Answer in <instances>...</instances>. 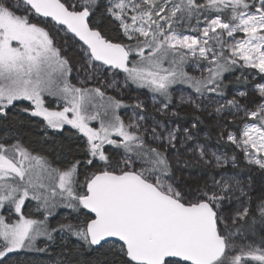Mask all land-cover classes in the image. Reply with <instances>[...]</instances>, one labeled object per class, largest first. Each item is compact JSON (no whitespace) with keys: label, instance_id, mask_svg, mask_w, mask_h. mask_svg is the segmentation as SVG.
Returning a JSON list of instances; mask_svg holds the SVG:
<instances>
[{"label":"snow or ice","instance_id":"1","mask_svg":"<svg viewBox=\"0 0 264 264\" xmlns=\"http://www.w3.org/2000/svg\"><path fill=\"white\" fill-rule=\"evenodd\" d=\"M0 264H264V0H0Z\"/></svg>","mask_w":264,"mask_h":264},{"label":"trees","instance_id":"2","mask_svg":"<svg viewBox=\"0 0 264 264\" xmlns=\"http://www.w3.org/2000/svg\"><path fill=\"white\" fill-rule=\"evenodd\" d=\"M38 119L39 118H34L32 122L27 123L26 126L22 129L24 143L31 148H35L37 151L41 149H47V151H45L43 154L46 155L54 163H57L58 149L56 147V144L61 141L62 137L55 136L53 131L50 130L49 142L43 143V132L39 124L36 123V120ZM53 141H55L56 143L54 144ZM63 143L68 144V141L63 140Z\"/></svg>","mask_w":264,"mask_h":264},{"label":"rangeland","instance_id":"3","mask_svg":"<svg viewBox=\"0 0 264 264\" xmlns=\"http://www.w3.org/2000/svg\"><path fill=\"white\" fill-rule=\"evenodd\" d=\"M62 37H63V34H61L60 36H57L58 46H59L61 43H63V39H62ZM65 47H67V45H65ZM75 47H76V46H73V48L69 49V51H68L66 54H67V55H75ZM73 82L75 83V80H74ZM112 94H115V93L113 92ZM133 94H136V93H133ZM141 98H144V96L142 95ZM52 106H55V104L53 103ZM48 159H49V158H48ZM49 160H50V159H49ZM50 161H51V160H50ZM52 162H53V161H52ZM53 164H54V166L57 165V163H54V162H53Z\"/></svg>","mask_w":264,"mask_h":264}]
</instances>
